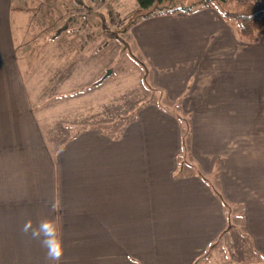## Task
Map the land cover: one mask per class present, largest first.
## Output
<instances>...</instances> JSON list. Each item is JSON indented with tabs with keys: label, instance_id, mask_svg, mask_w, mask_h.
Masks as SVG:
<instances>
[{
	"label": "crops",
	"instance_id": "obj_1",
	"mask_svg": "<svg viewBox=\"0 0 264 264\" xmlns=\"http://www.w3.org/2000/svg\"><path fill=\"white\" fill-rule=\"evenodd\" d=\"M9 10L10 0H0L3 42ZM130 35L153 83L191 113L201 172L216 174L264 256V28L243 42L205 5L141 19ZM7 71L23 104L0 98V264H46L44 250L21 232L28 219L56 223L58 264H192L224 230L222 203L208 184L173 176L174 117L148 103L119 137L85 128L51 150L26 111L16 60Z\"/></svg>",
	"mask_w": 264,
	"mask_h": 264
},
{
	"label": "rangeland",
	"instance_id": "obj_2",
	"mask_svg": "<svg viewBox=\"0 0 264 264\" xmlns=\"http://www.w3.org/2000/svg\"><path fill=\"white\" fill-rule=\"evenodd\" d=\"M12 3L16 7L6 16L8 61L12 65L16 60L26 111L34 116L51 150L85 128L98 127L111 137H119L149 103L177 121L180 141L173 176L201 177L217 195L215 176L201 172L191 151V113L176 105L180 97L170 98L153 83L151 68L130 28L124 31L138 7L136 0ZM235 213L240 215V208ZM223 214L235 218L230 206H224ZM253 252L247 232L238 223L229 238L210 251L206 249L202 264H246L255 259Z\"/></svg>",
	"mask_w": 264,
	"mask_h": 264
},
{
	"label": "trees",
	"instance_id": "obj_3",
	"mask_svg": "<svg viewBox=\"0 0 264 264\" xmlns=\"http://www.w3.org/2000/svg\"><path fill=\"white\" fill-rule=\"evenodd\" d=\"M138 7L129 18L128 22L124 25V31L129 29L133 24L141 19L149 18L152 16L166 15L177 12L193 13L201 9L203 6L208 5L214 8L234 31L237 39L253 43L257 39V32L264 28V0H136ZM16 6L13 5L10 0V9L12 10ZM112 18L114 14L109 13ZM181 102L176 103L180 106ZM215 180L217 181L218 189L214 194L224 206H230L232 214L235 218H228V223L224 230L218 235V237L208 246L207 250L210 251L217 245H220L222 241L229 238L237 230V225L240 223L245 230V224L242 216V210L239 206L229 204L221 193V188L218 183V177L216 174ZM214 180V181H215ZM214 192V190H212ZM240 208V215L235 211ZM254 250V249H253ZM256 253L255 250L253 252ZM264 259V256L257 253L253 256V259ZM206 260V253H202L197 256L192 264H202Z\"/></svg>",
	"mask_w": 264,
	"mask_h": 264
},
{
	"label": "clouds",
	"instance_id": "obj_4",
	"mask_svg": "<svg viewBox=\"0 0 264 264\" xmlns=\"http://www.w3.org/2000/svg\"><path fill=\"white\" fill-rule=\"evenodd\" d=\"M28 242L36 241L44 250L46 264H58L61 260L64 247L57 225L47 218L38 220L35 225L31 219L24 222L21 228Z\"/></svg>",
	"mask_w": 264,
	"mask_h": 264
},
{
	"label": "bare ground",
	"instance_id": "obj_5",
	"mask_svg": "<svg viewBox=\"0 0 264 264\" xmlns=\"http://www.w3.org/2000/svg\"><path fill=\"white\" fill-rule=\"evenodd\" d=\"M3 29L4 42L0 39V98H2L4 102L9 100L8 104L11 107L21 108L23 104L21 93L18 90L17 84H13V80L10 78V71L6 72L8 67L10 68V62L8 61V59H10V48L7 32L5 30V21Z\"/></svg>",
	"mask_w": 264,
	"mask_h": 264
}]
</instances>
